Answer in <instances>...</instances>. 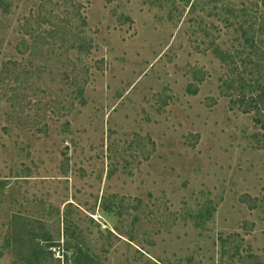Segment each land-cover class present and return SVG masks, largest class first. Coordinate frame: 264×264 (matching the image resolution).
<instances>
[{"label":"rangeland","instance_id":"rangeland-1","mask_svg":"<svg viewBox=\"0 0 264 264\" xmlns=\"http://www.w3.org/2000/svg\"><path fill=\"white\" fill-rule=\"evenodd\" d=\"M204 3L0 0V264H264L245 18Z\"/></svg>","mask_w":264,"mask_h":264},{"label":"trees","instance_id":"trees-1","mask_svg":"<svg viewBox=\"0 0 264 264\" xmlns=\"http://www.w3.org/2000/svg\"><path fill=\"white\" fill-rule=\"evenodd\" d=\"M201 1L203 0H200V2ZM218 1L219 0H206V3L204 4H206L207 6L210 5L212 2H216V6L214 8L217 9L219 12L217 13L216 11H213L216 15H219L221 11H224V14L227 17L228 21H231L233 17L238 18L241 15H243L245 18L244 22L240 24V28L242 31L240 40L242 41V45L244 48L250 49V53H247L249 55V60H242L245 68L242 71H238L236 75L237 78L234 79V82L238 83V95L235 100V103L238 104L244 112L255 111L256 123L264 128V81H260L261 78H264V62L262 65L258 62H254L250 58L251 55L256 54L257 56H260L261 59H264V38H261V36L264 37V9H262L261 11V17H256V19L258 18L260 19V21H253L251 22V24H249L250 17L248 15V9H236L231 4L223 5L220 8L218 5ZM259 4L262 5V7L264 8V0H258V2L254 4V7H256L257 10H259ZM257 23H260L258 28H256ZM216 53L222 60V62H230L228 64H231V60L233 57L230 55L229 51H223L220 47H218L216 49ZM253 62L259 68L260 79H251L249 77V74L252 72L249 71L247 65L252 64Z\"/></svg>","mask_w":264,"mask_h":264}]
</instances>
